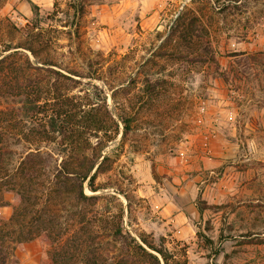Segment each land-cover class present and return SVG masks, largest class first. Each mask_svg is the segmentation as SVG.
Segmentation results:
<instances>
[{"label":"rangeland","instance_id":"rangeland-1","mask_svg":"<svg viewBox=\"0 0 264 264\" xmlns=\"http://www.w3.org/2000/svg\"><path fill=\"white\" fill-rule=\"evenodd\" d=\"M70 1L0 0V52L34 19L50 30L42 56L82 74L41 70L40 85L117 120L102 151L113 161L96 182L122 202L124 230L163 244L169 264H264V0H87L77 31L66 26ZM179 16L196 24L185 39ZM120 116L131 120L123 136ZM29 137L11 145L14 162L38 151L53 167L65 155L56 140ZM3 198L0 264H42L47 237L8 234L17 197Z\"/></svg>","mask_w":264,"mask_h":264},{"label":"trees","instance_id":"trees-1","mask_svg":"<svg viewBox=\"0 0 264 264\" xmlns=\"http://www.w3.org/2000/svg\"><path fill=\"white\" fill-rule=\"evenodd\" d=\"M86 1L69 2L66 13L71 20L66 26L78 30ZM182 20L179 16L174 31ZM195 25L193 19L186 27L183 23V39ZM46 32L50 30L32 19L23 26V41L7 44L0 52V206L7 205L4 192L17 197L10 217L2 224L17 227L7 233L16 234L19 242L45 235L50 249L42 264H169L171 254L163 244L124 230L122 202L114 193L103 191L105 184L96 182L98 174L108 171L113 161L102 151L105 142L119 133L117 120L106 107L102 110L100 105L83 104L40 85L37 75L41 70L52 73L55 80H74V75H82L77 70L54 68L56 64L42 56L51 47V36L46 37ZM67 32L71 34L70 28ZM18 110L33 124L27 132L19 125ZM119 119L123 136L131 120L129 116ZM36 124L41 130H35ZM35 134L59 143L65 153L59 163L50 166L38 151L13 161L11 145L28 141ZM104 201L114 207L112 214L106 210L107 214L101 215Z\"/></svg>","mask_w":264,"mask_h":264}]
</instances>
